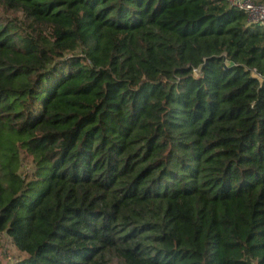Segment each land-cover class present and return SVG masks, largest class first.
Here are the masks:
<instances>
[{"label": "trees", "instance_id": "obj_1", "mask_svg": "<svg viewBox=\"0 0 264 264\" xmlns=\"http://www.w3.org/2000/svg\"><path fill=\"white\" fill-rule=\"evenodd\" d=\"M2 236L13 264H264V25L0 0Z\"/></svg>", "mask_w": 264, "mask_h": 264}, {"label": "built area", "instance_id": "obj_2", "mask_svg": "<svg viewBox=\"0 0 264 264\" xmlns=\"http://www.w3.org/2000/svg\"><path fill=\"white\" fill-rule=\"evenodd\" d=\"M228 2L244 11L250 24L264 25V5L257 4L253 0H228Z\"/></svg>", "mask_w": 264, "mask_h": 264}, {"label": "rangeland", "instance_id": "obj_3", "mask_svg": "<svg viewBox=\"0 0 264 264\" xmlns=\"http://www.w3.org/2000/svg\"><path fill=\"white\" fill-rule=\"evenodd\" d=\"M19 257H21V254L11 243L10 239L6 236H2L0 242V262L2 264H13Z\"/></svg>", "mask_w": 264, "mask_h": 264}]
</instances>
